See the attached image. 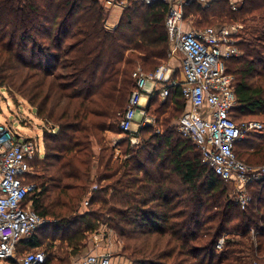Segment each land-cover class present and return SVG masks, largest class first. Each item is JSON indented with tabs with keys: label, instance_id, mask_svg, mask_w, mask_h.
<instances>
[{
	"label": "trees",
	"instance_id": "obj_1",
	"mask_svg": "<svg viewBox=\"0 0 264 264\" xmlns=\"http://www.w3.org/2000/svg\"><path fill=\"white\" fill-rule=\"evenodd\" d=\"M236 1V10L228 0L205 8L193 3L184 16L197 17L200 30L253 23L236 37L241 55L226 65L237 95L231 116L239 125L262 126L249 131L235 152L248 166L260 167L264 0ZM168 9L132 1L109 29L101 0H0V89L23 96L51 127L31 178L37 185L32 207L49 223L22 241L18 254L67 236L74 252L57 263L49 256L46 264H70L80 254L78 244L103 222L127 242L124 253L132 264H264V182L248 187L252 201L242 210L236 193L231 197L234 184L204 165L199 147L179 134L187 107L181 88L163 102L159 91L150 98L147 112L158 127L135 134L119 129L136 87L134 72L153 73L171 59ZM108 134L126 135L123 159ZM76 225L82 228L73 232Z\"/></svg>",
	"mask_w": 264,
	"mask_h": 264
},
{
	"label": "built area",
	"instance_id": "obj_2",
	"mask_svg": "<svg viewBox=\"0 0 264 264\" xmlns=\"http://www.w3.org/2000/svg\"><path fill=\"white\" fill-rule=\"evenodd\" d=\"M145 5L166 4V26L172 47L183 56L184 82L174 79V69L162 64L153 73L138 68L133 78L136 87L119 124L123 133L135 134L134 126L147 112L141 100L146 93L160 91L162 101L167 100L173 88H181L187 107L178 121V132L196 144L202 153V162L225 182L234 184L236 198L242 210L252 201L248 187L264 182V166L252 167L240 161L235 152L238 142L259 122L237 124L231 116L237 106L235 76L227 68V61L241 55L236 37L237 28L221 25L206 29H185L184 11L193 3L209 7L214 0H137ZM234 10L236 0H228ZM108 7L126 8L127 2L107 0ZM187 24V23H186ZM154 119L145 120L140 128L152 125ZM132 145L138 139H131ZM38 141L26 139L10 124L0 122V264L16 260L22 241L35 235L49 222L32 207L31 198L37 185L31 181L35 173L34 161L41 154ZM96 189V187H94ZM88 202L84 206H87ZM225 239L217 244L222 250ZM109 254H88L75 264H113ZM47 256L40 250L28 252L20 264H46ZM254 264H259L254 262Z\"/></svg>",
	"mask_w": 264,
	"mask_h": 264
},
{
	"label": "rangeland",
	"instance_id": "obj_3",
	"mask_svg": "<svg viewBox=\"0 0 264 264\" xmlns=\"http://www.w3.org/2000/svg\"><path fill=\"white\" fill-rule=\"evenodd\" d=\"M105 3L107 0H101ZM116 1H124L127 2V7L131 4L132 1L136 0H116ZM231 5V4H230ZM126 7V8H127ZM125 8V9H126ZM124 8L119 7H108L109 17L106 22V26L109 29H114L119 24L120 18L125 11ZM195 18L191 16L186 20L185 27H189V29H199L195 27L194 21ZM253 23L250 22L248 25L243 24L241 22L228 24L229 26H233L238 30V36L245 35L249 26ZM182 59L183 56L180 52L176 51L172 54L171 59L166 64H169L173 68H175L178 72L182 66ZM153 118V117H152ZM155 121L150 126L156 125V119L153 118ZM256 120H260L257 118ZM0 122L5 124H10L14 130H17L22 137L26 139L36 140L39 142L41 146L42 153L44 152V145H43V133L45 130H50L51 127L48 126L43 120L37 117L35 110L31 107L28 101L19 94H14V92H10L7 89H0ZM176 123V122H175ZM157 126V125H156ZM158 127V126H157ZM140 129V127H139ZM138 129V131H139ZM161 130V128H159ZM159 130V131H160ZM162 131V130H161ZM109 144L114 147L118 148L116 155H121L123 159L122 150L126 149V145L124 147L120 146L126 140V135L124 134H108L107 135ZM120 146V147H119ZM247 157V156H246ZM234 193H236L235 189L231 192V197H234ZM87 209L85 206L81 207L80 213H85ZM51 223H53L51 221ZM82 228L81 225H76L72 228L73 232L78 229ZM59 238V237H58ZM67 236H64L63 239H51L44 242L40 251L45 252L47 258L49 256H53L55 258V263H57L58 259L66 258L68 254L74 252V248L68 247ZM127 242H124L118 234L109 228L108 223H103L99 225L97 231L88 233L87 239L84 243H79L80 246V254L76 257H71L70 264H75L77 260L81 259L82 257L88 254H109L112 256L113 264H132L131 260L126 256L127 254L124 253V246ZM77 244V243H76ZM24 253L18 254L16 260L18 264H20L21 259L24 257ZM5 264H12L11 262H7Z\"/></svg>",
	"mask_w": 264,
	"mask_h": 264
},
{
	"label": "crops",
	"instance_id": "obj_4",
	"mask_svg": "<svg viewBox=\"0 0 264 264\" xmlns=\"http://www.w3.org/2000/svg\"><path fill=\"white\" fill-rule=\"evenodd\" d=\"M185 29H186V30H190L189 27H185ZM181 63H182V62H181ZM173 69H174V71H175V73H174V79H175V80H178V81H180V82L183 83V82H184V76H183V68H182V66H181V69L179 70V72H178L175 68H173ZM150 91H151V90H150ZM150 91H149V93H146L145 97H143L142 100H141V104H142L143 107H145L146 112L148 111L150 98H151L156 92H158L159 90H155V92H150ZM159 92H160V91H159ZM160 97H161V95H160ZM161 101H162V99H161ZM162 102H163V101H162ZM151 118H152V117L148 115V112H147V116H146V117H144V118L139 117L138 120H137V122H136V124H135V126H134V131L137 130V129L140 127V125H141L145 120H149V119H151ZM39 250H41V249H39Z\"/></svg>",
	"mask_w": 264,
	"mask_h": 264
}]
</instances>
